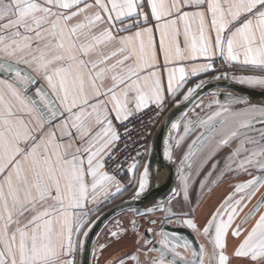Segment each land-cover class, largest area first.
I'll list each match as a JSON object with an SVG mask.
<instances>
[{
    "label": "snow or ice",
    "instance_id": "obj_1",
    "mask_svg": "<svg viewBox=\"0 0 264 264\" xmlns=\"http://www.w3.org/2000/svg\"><path fill=\"white\" fill-rule=\"evenodd\" d=\"M147 2L149 12L143 11L144 0H0V264H76L81 236L95 225L92 217L99 219L104 203L124 190L104 170L120 138L113 119L126 120L152 103L162 107L165 91L175 97L189 76L216 70L217 56L264 72V0ZM149 16L154 25L141 27ZM37 78L46 86L30 90ZM238 79L264 87V75ZM203 84L188 88L183 100ZM213 103L219 110L207 119H189L184 134L189 126L205 129L194 141H212L205 160L238 142L225 169L251 178L234 186L203 228L211 250L182 238L170 244L164 233L159 247H146L147 240L143 253L137 248L109 264H140L141 254L149 264H232L233 258L264 264V214L231 257L227 243L238 209L264 187V175L250 171L264 173V103L231 94L225 103ZM172 127L179 130L180 124ZM147 175L145 168L137 195ZM181 179L187 199V177ZM261 207L264 196L252 215ZM181 222L198 230L194 219ZM242 230L237 226L233 235ZM122 232L110 234L118 240ZM180 247L191 249V257L182 256Z\"/></svg>",
    "mask_w": 264,
    "mask_h": 264
},
{
    "label": "crops",
    "instance_id": "obj_2",
    "mask_svg": "<svg viewBox=\"0 0 264 264\" xmlns=\"http://www.w3.org/2000/svg\"><path fill=\"white\" fill-rule=\"evenodd\" d=\"M143 11L144 12L150 11L147 0H144ZM149 21L150 23L148 25L142 24L141 27L154 25L155 21L152 19L151 16H149ZM129 22L130 21H125V23H129ZM136 30L137 29L135 28L131 29L132 32H135ZM156 36L158 39V33L156 34ZM181 46L183 47V44H181ZM215 60H219L224 64L234 68L230 74L233 77V79L238 82H240L238 78L241 76L264 75V72H261L259 69L242 66L239 62H227L222 58H220L219 56L215 57L213 61ZM203 62L205 61L203 60L196 61V63H203ZM191 63L192 62H188L187 64H185V66L188 67L190 66ZM20 67L30 71V69H28L27 66L22 63L20 64ZM210 73L211 71H208V72L200 73L199 75L189 76L185 87L181 89V91L177 93L175 97L179 98V100L183 98V95L186 94L187 89L190 88V86L194 82L201 81L203 79L210 77ZM162 75L166 86V73H163L162 71ZM0 78H5V77L0 76ZM37 79H38V83L36 85H30L29 86L30 90L34 89L40 84H45L46 86V83L44 81L40 80L39 78ZM165 97L166 99L173 98L171 94L168 93L167 91H165ZM223 103H225V100L221 101V104ZM213 104L211 105V107H206L205 109L204 108L201 109L197 105L198 107L196 106L192 110H189L186 113L185 117H183L182 120L178 122L180 124L179 130L173 129L171 132V134L175 136V142L174 145L172 146V155H171L172 162L177 165L180 164L181 166H184L182 172H187L185 170L188 169L189 166H193L192 168L193 172L191 174V178H189V184L194 182L196 178L201 174L202 168L205 164H210L212 161L218 162V167L216 172L213 174V177L209 179V184L205 187L203 194L199 197L200 200L198 201L196 205L197 207L195 208L196 210L194 212L195 218H192L195 220V223H198L199 230H201L207 225V222L211 219L212 214L218 208H220V206L227 199V197L230 196L231 193L235 191V189L232 188L230 184L233 183L235 179L243 178V173L240 172L228 173L225 169V165L227 162L226 157L229 155V153L232 150H234L237 147L238 142H233L230 148L226 147L220 150L219 152H217V154L213 156L211 159L205 160V157L207 156V152H208V146L212 143V141H207V142L200 141L194 143V141L197 140V137L200 135V133L205 131V129L200 126H196L193 129L192 126H189L190 128L189 133L187 135L184 134V128L187 125V121L189 119L195 121L197 119V116L207 119L209 115L219 110V106L218 105L213 106ZM116 123L117 121L113 119L114 127ZM256 127L259 128L260 126L257 125ZM251 135L257 136L258 138V133L253 132L251 133ZM181 136L184 137L182 141H180ZM177 141H180L178 146L176 143ZM245 146L248 147V145ZM186 155L188 156V159L185 160L184 157ZM221 173H224L222 178H220ZM139 176L140 175L138 173L136 182L134 183L135 185L131 181L132 180L131 174H129V176L125 180L120 181L123 189L126 190L127 187L132 186V184L134 185V187L137 186L138 188ZM179 183H181V181ZM114 191L115 189H113V192ZM122 192L119 194H122ZM175 193H179V195H175V196L177 200L176 203L178 204V206H180L179 207L180 209L189 210V211L190 209H193L192 208L193 206L189 205L188 196L187 199H185L183 191L180 189L179 185L177 186ZM119 194H117L116 196H120ZM175 196L173 194L172 197L167 202H169ZM239 198L240 197H238V199ZM109 202L104 203V205L100 209L99 215L102 214L105 210H107L110 206L115 204L113 199L110 200ZM242 206L243 205H241L240 208L238 209V214L236 215L231 225V228L229 229L228 232L227 243H228V254L230 255V257L234 248L238 246V244L243 240V238L248 234V232L251 231V228L255 225L256 221L259 219V215L264 214V207H263L256 215V217L253 219V221L250 222L247 227L243 228L241 235L239 237H236L233 235V232L236 230V226H238L237 223L238 216L243 214L244 212V208L242 209ZM157 210H152L149 213H153ZM135 218L136 215L134 211H124L112 217L103 226V228L100 230V232L96 237L93 264H106L107 262H109V260L120 257L125 252H133L137 248L138 232L135 230L132 224V222L135 221ZM92 219L96 221L95 216H93ZM120 229H126V232L120 233V238L117 240L116 238H113L110 233L112 231L119 232ZM81 240L85 242V237L81 236ZM101 245H107V247L101 249L100 247ZM82 252H83V248L76 256V264H81ZM232 264H241V261L233 258Z\"/></svg>",
    "mask_w": 264,
    "mask_h": 264
},
{
    "label": "water",
    "instance_id": "obj_3",
    "mask_svg": "<svg viewBox=\"0 0 264 264\" xmlns=\"http://www.w3.org/2000/svg\"><path fill=\"white\" fill-rule=\"evenodd\" d=\"M201 81L204 82L203 86L197 89L189 100L184 101L183 98L178 100L174 108L163 118L162 123L156 131L152 143L151 154L139 172L140 184L145 168H147L148 171L147 184L144 192L137 195L139 191L138 186V190L132 197L116 202L99 215V219H96L95 225L91 227V231L88 232V236L85 238L81 264H93L96 237L103 226L112 217L124 211H134L137 216H142L152 210L163 208L165 203L176 192L179 166L173 163L171 157L169 158L168 155L169 150H171L172 155V146L175 142V136L171 134L173 130L172 125L174 123L181 121L189 110H192L199 105L203 99L211 96L217 91L223 94L242 96L255 104L264 103V87L242 84L234 80L230 73L221 75L220 79L208 77ZM201 81L194 82L190 88ZM223 100L225 99H221V101ZM138 169L139 165H136L134 169L132 168L131 174L134 173L137 175ZM168 227L172 228L173 231L175 229L170 225ZM148 230L149 228L147 227L144 235L147 237V240H150L152 243L154 237ZM194 237L196 241H198L195 233ZM156 242L157 241H154L151 247L154 245L159 247L160 244ZM140 264L144 263L140 260Z\"/></svg>",
    "mask_w": 264,
    "mask_h": 264
},
{
    "label": "flooded vegetation",
    "instance_id": "obj_4",
    "mask_svg": "<svg viewBox=\"0 0 264 264\" xmlns=\"http://www.w3.org/2000/svg\"><path fill=\"white\" fill-rule=\"evenodd\" d=\"M178 165H179V172L177 176V186L179 185L180 189L182 190L183 182H182L181 177L182 176L187 177V182H188L187 196H188L189 205L193 206L192 207L193 209H191L193 211L180 209L179 208L180 206H178V204L176 203L177 200L175 196L169 202H166L163 208H160L153 213H147L142 216H137L135 214L136 215L135 230L138 232L137 242L139 241V243H137V248L141 249V253L146 251V248L141 247V246L144 245L145 241H147V237L144 235L145 229L147 227L151 230L150 232L152 233L154 237L153 240L157 241L159 244H160V241L164 239L163 234L168 233L170 244L182 238L183 240L191 241L194 248L198 249L199 245L203 244L206 246V248L209 251L211 250V245L209 244L208 238L203 234V228L201 230L198 229L199 227L198 223H196L197 229H198L196 230V229H192L188 227L186 224L182 223L181 221L189 219V218L191 219L195 218L194 212L196 210L195 208L197 207L196 205L198 201L200 200L199 197L203 194L205 187L209 184V179H211L213 177V174L216 172L217 167H218V162L212 161L210 164H205L202 168L201 174L191 184H189V178H191V174L193 172L192 170L193 166H189L188 169L185 170L187 172H182V169L184 168V166H181L180 164ZM213 165H216L215 168L213 167ZM250 171L253 176L264 175V173H261L257 171L256 169H250ZM209 173H211V175H209ZM250 178L251 177L247 173H243V178L235 179L234 182L231 183L230 185L232 186V188L235 189L234 187L235 185L243 181H246L247 179H250ZM180 181L181 183H179ZM233 193H231V195ZM262 196H264V187L260 188L259 191L256 193L254 197H252L251 200H246L244 204H242L243 205L242 209L244 208V212L243 214L238 216V220H237L238 226L242 227V229L247 227L249 223L252 222L253 219L256 217V215L259 213L257 212L255 215H252V210L261 201ZM238 197H240V194L236 195V199H238ZM262 208L263 207H261L259 211ZM169 209L171 210L172 213H176V215H170L168 211ZM183 213H188V215H183ZM167 222H168V226L170 225L173 228H175L174 231L172 230V228L167 226ZM164 226H167V227H164ZM194 233L196 234L198 241H196L194 237ZM154 241L151 244H148L146 247H151ZM137 248L133 252L123 253L122 256L120 257L123 258L126 255L135 253ZM177 251H179L182 254V256H185V257H191L192 255L191 249H184L180 247V248H177ZM149 255L152 257H156L159 254L156 252H153V253H150ZM112 260H109V262ZM140 260L144 264H149V262L146 260L143 254L140 255ZM109 262H107L106 264H109ZM131 264H136V261L134 260L131 261Z\"/></svg>",
    "mask_w": 264,
    "mask_h": 264
},
{
    "label": "built area",
    "instance_id": "obj_5",
    "mask_svg": "<svg viewBox=\"0 0 264 264\" xmlns=\"http://www.w3.org/2000/svg\"><path fill=\"white\" fill-rule=\"evenodd\" d=\"M213 64L216 70L211 71L212 78L231 73L234 69L219 60L213 61ZM178 100L177 97L168 98L162 107L152 104L134 112L126 120L117 121L115 129L120 138L115 142L111 158H106L105 162V170L109 175H114L117 180L123 181L129 176L133 164L146 163L151 154L156 131Z\"/></svg>",
    "mask_w": 264,
    "mask_h": 264
},
{
    "label": "rangeland",
    "instance_id": "obj_6",
    "mask_svg": "<svg viewBox=\"0 0 264 264\" xmlns=\"http://www.w3.org/2000/svg\"><path fill=\"white\" fill-rule=\"evenodd\" d=\"M226 95H228V94H223L222 92H218L217 91L216 93L212 94L211 96L203 99L199 103L198 106L201 109L202 108L205 109L206 107H209L210 104L212 105L213 101L215 99H219V101L221 102V99H225ZM251 103L255 104L254 102H251ZM213 106H217V104L214 103ZM136 188H137V186L133 187L129 192H126V193H123V194H119L120 196H115L114 199H113L114 203H116L117 201H120V200H125L126 198H129V197H132L136 193V191L138 190V188H137V190H136ZM109 203H111V202H109Z\"/></svg>",
    "mask_w": 264,
    "mask_h": 264
},
{
    "label": "trees",
    "instance_id": "obj_7",
    "mask_svg": "<svg viewBox=\"0 0 264 264\" xmlns=\"http://www.w3.org/2000/svg\"><path fill=\"white\" fill-rule=\"evenodd\" d=\"M131 175H132V177H131V178H132V180H131V181H132V183L134 184V183L136 182L137 175H136V174H134V173H133V174H131ZM133 184H132V186H130V187H127V189H126V190H124V191L122 192V194H123V193H126V192H129V191H130V190H131V189L134 187V185H135V184H134V185H133ZM122 196H123V195H122Z\"/></svg>",
    "mask_w": 264,
    "mask_h": 264
}]
</instances>
